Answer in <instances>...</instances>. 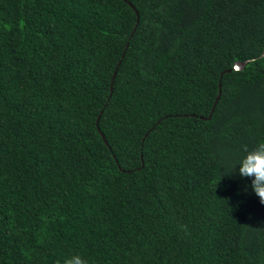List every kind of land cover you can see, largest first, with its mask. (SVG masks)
Masks as SVG:
<instances>
[{
	"label": "trees",
	"instance_id": "1",
	"mask_svg": "<svg viewBox=\"0 0 264 264\" xmlns=\"http://www.w3.org/2000/svg\"><path fill=\"white\" fill-rule=\"evenodd\" d=\"M263 51L264 0H0V264H264Z\"/></svg>",
	"mask_w": 264,
	"mask_h": 264
},
{
	"label": "clouds",
	"instance_id": "2",
	"mask_svg": "<svg viewBox=\"0 0 264 264\" xmlns=\"http://www.w3.org/2000/svg\"><path fill=\"white\" fill-rule=\"evenodd\" d=\"M239 168V175L251 178V188L264 204V140L258 142L253 148L245 149V154L233 165V171ZM232 171V172H233ZM186 234L187 225H181ZM63 264H89V261L79 254L66 257Z\"/></svg>",
	"mask_w": 264,
	"mask_h": 264
},
{
	"label": "water",
	"instance_id": "3",
	"mask_svg": "<svg viewBox=\"0 0 264 264\" xmlns=\"http://www.w3.org/2000/svg\"><path fill=\"white\" fill-rule=\"evenodd\" d=\"M126 3H127L129 6H131L132 9L136 12V14H137V21L139 22V13L137 12V10L132 6V4H131L130 2H127V1H126ZM263 57H264V51H263V54H262L261 58H263ZM249 62H250V61L242 62V63H236V64H235V70H242V69H244L245 66H246ZM120 64H121V62L119 63L118 67L120 66ZM118 67H117V70H116V71L114 72V74H113V78H112V82H111V92L113 91V86H114L115 79H116V76H117ZM231 71H232V70H227V71L223 72V73L221 74V77H223V75L226 74V73H230ZM221 87H222V86H221V83H220V84H219V88H220L219 96H218V98H217V100H216V102H215V105H214V108H213V110H212L211 116H212V114L214 113V110H215V108H216V106H217V104H218V101L220 100L221 92H222V91H221ZM211 116H210L207 120H210ZM98 121H99V119H98ZM97 123H98V122H97ZM99 133H100V135L102 136L104 143H105L106 145H108V141H107L105 135L103 134V132H102L100 129H99Z\"/></svg>",
	"mask_w": 264,
	"mask_h": 264
}]
</instances>
